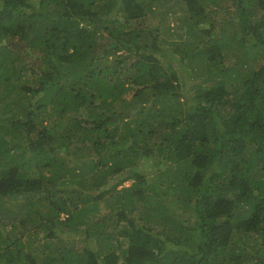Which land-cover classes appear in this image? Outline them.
<instances>
[{
	"label": "trees",
	"instance_id": "trees-1",
	"mask_svg": "<svg viewBox=\"0 0 264 264\" xmlns=\"http://www.w3.org/2000/svg\"><path fill=\"white\" fill-rule=\"evenodd\" d=\"M248 42L264 0H0V264H264Z\"/></svg>",
	"mask_w": 264,
	"mask_h": 264
},
{
	"label": "rangeland",
	"instance_id": "rangeland-1",
	"mask_svg": "<svg viewBox=\"0 0 264 264\" xmlns=\"http://www.w3.org/2000/svg\"><path fill=\"white\" fill-rule=\"evenodd\" d=\"M223 5H226V4H223ZM231 9V7L229 8V10ZM234 11V10H233ZM226 12V11H225ZM148 22H151V17L150 16H148ZM146 20V21H147ZM171 20H174L173 18H171ZM174 23V21H170V24H173ZM169 31H170V28L168 29V27L167 26H165L163 29H162V34L164 35V36H166V34H167V36H169L170 34H169ZM179 31L181 32V33H183L184 32V29H181V28H179ZM169 34V35H168ZM162 35V36H163ZM171 38L172 39H174L173 41H175V42H177V41H179V42H183L184 40H187V36L186 37H184V38H177V36L176 35H173V36H171ZM185 42V41H184ZM175 45V44H174ZM172 50L169 48V50H168V52H167V57H169V59H171V60H174L175 59V57L174 56H172ZM179 55H177V54H175L176 56H180L181 57V53H178ZM239 59H241V60H243V62L244 61H247V59H249L251 62H258V63H261V62H263L264 61V48L263 47H261V46H256V45H254L253 43H250V42H248L246 45H239V44H234L233 45V47L230 49V51H229V54H228V56H227V63L230 65V66H233V65H235L237 62H238V60ZM244 63H248V62H244ZM181 65V62H180V64H179V66ZM178 66V67H179ZM182 66V65H181ZM179 71H180V75L181 76H187L186 74H185V72H182V70L183 69H178ZM190 74H192L193 75V73L191 72ZM205 78H206V76L203 78V76H199V77H197L193 82H192V84H190V88H193L194 86H196V84L197 83H202L203 85H205L208 81H206L205 80ZM209 83V82H208ZM210 84V83H209ZM194 90H195V88H194ZM188 105H190V101H189V103H188ZM157 141H161L160 139H158L157 138ZM131 183V180L130 181H127V182H125L124 183V185L125 184H130ZM57 184V188L58 187H61V185H62V183H60V182H57L56 183ZM63 237H66V235H64L63 234ZM103 248V247H102Z\"/></svg>",
	"mask_w": 264,
	"mask_h": 264
}]
</instances>
